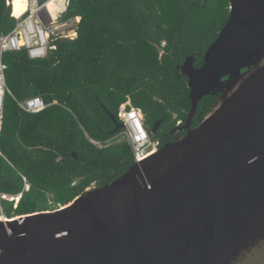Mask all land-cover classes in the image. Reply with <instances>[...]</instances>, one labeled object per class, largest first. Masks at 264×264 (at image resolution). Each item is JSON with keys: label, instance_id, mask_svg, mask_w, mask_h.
Instances as JSON below:
<instances>
[{"label": "water", "instance_id": "water-1", "mask_svg": "<svg viewBox=\"0 0 264 264\" xmlns=\"http://www.w3.org/2000/svg\"><path fill=\"white\" fill-rule=\"evenodd\" d=\"M194 63L187 125L219 95L204 120L111 183L0 223V264H264V0H230Z\"/></svg>", "mask_w": 264, "mask_h": 264}, {"label": "trees", "instance_id": "trees-1", "mask_svg": "<svg viewBox=\"0 0 264 264\" xmlns=\"http://www.w3.org/2000/svg\"><path fill=\"white\" fill-rule=\"evenodd\" d=\"M8 1L0 0V34L17 21ZM229 16L230 0H70L64 18L81 17L76 38L55 39L43 59H30L26 50L3 54L10 93L0 132V193L21 195L16 208L2 201L10 204L6 216L57 209L129 170L132 148L114 140L122 130L113 133L109 116L121 122L128 100L127 109H140L148 126L164 118L171 127L172 112L187 120L190 88L181 66L190 56L202 64ZM216 96L199 104V121L218 105ZM32 97L46 108L19 107Z\"/></svg>", "mask_w": 264, "mask_h": 264}, {"label": "built area", "instance_id": "built-area-1", "mask_svg": "<svg viewBox=\"0 0 264 264\" xmlns=\"http://www.w3.org/2000/svg\"><path fill=\"white\" fill-rule=\"evenodd\" d=\"M28 2V10L22 16L15 17L12 15L13 0L8 1L11 16L15 17L17 21L11 32L4 35L0 34V132L4 119V98L7 93H10L6 83V71L8 66L3 61V54L6 52H20L26 50L30 59L46 58L49 51L56 48L53 41L57 38L65 37L67 31L75 33L81 20L80 17L65 19V12H58L56 18H53L46 9L45 2L40 3L39 0H28ZM69 2L70 0L64 1L65 9ZM58 28H67V31L58 32ZM18 105L22 110L30 113L40 112L47 106L41 97L26 99L18 102ZM124 115H128L129 117V119L128 117L123 118L126 130H128L127 141L132 148L135 163H140L156 144L149 138L143 123L140 118L136 116L137 113L132 110L125 112ZM134 120L136 125L140 128V131H138L137 128L136 130L134 129L135 131L131 130L132 121ZM95 144L100 147L98 142H95ZM22 178L25 183V189H28L30 186L26 177L22 176ZM17 197H10V194L4 192L0 193V216L8 218L2 206V201H13L12 206L16 208L17 202H19ZM51 200L52 198L48 201L49 205L54 203Z\"/></svg>", "mask_w": 264, "mask_h": 264}, {"label": "flooded vegetation", "instance_id": "flooded-vegetation-1", "mask_svg": "<svg viewBox=\"0 0 264 264\" xmlns=\"http://www.w3.org/2000/svg\"><path fill=\"white\" fill-rule=\"evenodd\" d=\"M201 65V64H200ZM198 65V66H200ZM217 102L219 101V97L216 96ZM189 110H187L186 114H188ZM196 113V112H195ZM144 114V113H143ZM195 115V114H194ZM197 115V113H196ZM195 115L194 120L192 119V122L190 124V127L187 125V121L184 119H178V115L174 112H172V120L177 119V121L175 123H173V125H171V127L166 128L163 126L165 120L164 118H160L156 121H153V123L151 125H147L146 124V117L144 114V128L147 130V134L149 136V138L156 144V146L162 147L166 144L175 142L177 140H179L180 138H182L183 136H185V134L188 132V129H194L196 128L199 123L201 121H199L200 117H197ZM119 120L121 122H118L119 124H123L124 127H121L119 130H122L120 133L124 132V128L125 124L124 121L122 119V117H119ZM162 120V123L159 125V127L157 128L155 133H152L154 124L158 121ZM197 121V122H196ZM199 121V122H198Z\"/></svg>", "mask_w": 264, "mask_h": 264}, {"label": "bare ground", "instance_id": "bare-ground-1", "mask_svg": "<svg viewBox=\"0 0 264 264\" xmlns=\"http://www.w3.org/2000/svg\"><path fill=\"white\" fill-rule=\"evenodd\" d=\"M40 1V0H39ZM59 1V0H47L45 1L46 3V9L48 10V12L51 14V16L53 18H55L57 16V13L58 12H61V13H64L65 12V6H63V10L61 11V9L58 11V12H55L57 10V4L56 2ZM44 3V2H43ZM29 5V2L28 0H13V10H12V15L15 16V17H20L22 16L27 10H28V6ZM51 6H53V10L50 8ZM59 8V7H58ZM55 16V17H54ZM59 29L58 28V32H59ZM72 42V41H71ZM137 116V115H136ZM123 118L124 117H128V115H124L122 116ZM140 117V116H139ZM131 118V117H130ZM129 119V117H128ZM131 122V121H129ZM130 127V126H129ZM134 127V128H133ZM136 128L138 129V131H140V128L136 125L135 123V120L132 121V127H131V130H136ZM134 130V131H135ZM150 155H152V153L146 155L141 161H143L144 159H146L147 157H149ZM11 197V195H10ZM19 199L17 200H20L21 196L19 195L18 196ZM17 197V198H18ZM23 216H17L15 218H6V217H3V216H0V223H12L13 221H18V220H21Z\"/></svg>", "mask_w": 264, "mask_h": 264}, {"label": "rangeland", "instance_id": "rangeland-1", "mask_svg": "<svg viewBox=\"0 0 264 264\" xmlns=\"http://www.w3.org/2000/svg\"><path fill=\"white\" fill-rule=\"evenodd\" d=\"M44 0H40V3H42ZM64 1L65 0H59V1H57L56 2V4H57V6L61 9V11L63 10V6H64ZM29 6V5H28ZM52 10H53V6H51L50 7ZM55 12H58L57 10L55 11ZM55 17V16H54ZM56 18V17H55ZM78 21V20H77ZM67 31V28H60L59 29V32H66ZM2 35H4V34H2ZM66 36L65 37H63V38H71V39H74V38H76L77 36H78V33L75 31V33L74 32H72V31H67V33L65 34ZM164 44V43H163ZM182 71V70H181ZM129 105H131V102H130V100H128L126 103H124L121 107H120V111H119V114H118V116L119 117H122V116H124V113L125 112H129V111H134L135 113H137V116L140 118V120H141V122L143 123L144 122V114H143V112L140 110V109H138V108H134V107H132V108H130L129 110L127 109V106H129ZM122 119H123V117H122ZM147 131V130H146ZM127 135H128V130H126V128H124V132H122V133H120V134H118L116 137H115V139L114 140H118V141H122V140H125V141H127ZM113 140V141H114ZM112 141V142H113ZM91 187H93V186H91ZM50 198H52V196H50ZM17 199H19V197L17 198ZM51 201H53V200H51ZM10 206V204H7V203H5V202H3V206L5 207V208H7V207H9ZM52 209H54V208H52ZM15 218V217H14Z\"/></svg>", "mask_w": 264, "mask_h": 264}, {"label": "crops", "instance_id": "crops-1", "mask_svg": "<svg viewBox=\"0 0 264 264\" xmlns=\"http://www.w3.org/2000/svg\"><path fill=\"white\" fill-rule=\"evenodd\" d=\"M19 196V195H18ZM21 196V195H20ZM15 197H17V196H15Z\"/></svg>", "mask_w": 264, "mask_h": 264}, {"label": "clouds", "instance_id": "clouds-1", "mask_svg": "<svg viewBox=\"0 0 264 264\" xmlns=\"http://www.w3.org/2000/svg\"><path fill=\"white\" fill-rule=\"evenodd\" d=\"M146 130V129H145Z\"/></svg>", "mask_w": 264, "mask_h": 264}]
</instances>
